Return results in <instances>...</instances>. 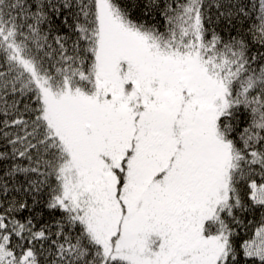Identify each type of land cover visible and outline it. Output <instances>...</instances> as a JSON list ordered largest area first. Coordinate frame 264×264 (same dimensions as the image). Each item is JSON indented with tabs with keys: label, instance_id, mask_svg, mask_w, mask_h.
I'll use <instances>...</instances> for the list:
<instances>
[{
	"label": "snow or ice",
	"instance_id": "snow-or-ice-1",
	"mask_svg": "<svg viewBox=\"0 0 264 264\" xmlns=\"http://www.w3.org/2000/svg\"><path fill=\"white\" fill-rule=\"evenodd\" d=\"M0 264H264V0H0Z\"/></svg>",
	"mask_w": 264,
	"mask_h": 264
}]
</instances>
